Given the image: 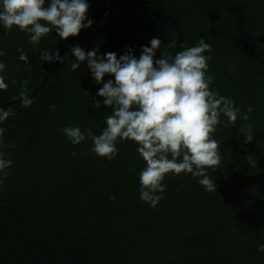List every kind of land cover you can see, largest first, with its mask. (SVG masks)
I'll list each match as a JSON object with an SVG mask.
<instances>
[{
	"label": "trees",
	"instance_id": "trees-1",
	"mask_svg": "<svg viewBox=\"0 0 264 264\" xmlns=\"http://www.w3.org/2000/svg\"><path fill=\"white\" fill-rule=\"evenodd\" d=\"M87 3L92 26L66 41L53 32L33 45L26 32L0 25L6 65L0 75L8 85L0 89V108L14 112L0 122V152L12 161L0 183V264H264V0ZM153 38L162 42L155 59L203 39L211 48L204 53L211 56L210 90L249 116L212 134L221 163L207 171L217 191H206L191 174L169 173L155 208L140 198L146 163L135 142H118L108 161L91 151V139L74 146L61 131L77 126L99 135L112 111L87 63L71 70L70 49L119 58L131 48L139 59ZM41 49H58L64 63L42 62ZM22 89L30 107L22 105ZM246 126L253 135L248 144L238 135Z\"/></svg>",
	"mask_w": 264,
	"mask_h": 264
},
{
	"label": "clouds",
	"instance_id": "clouds-1",
	"mask_svg": "<svg viewBox=\"0 0 264 264\" xmlns=\"http://www.w3.org/2000/svg\"><path fill=\"white\" fill-rule=\"evenodd\" d=\"M89 7L87 0H48L47 3L46 0H0V25L8 33L14 27L26 32L33 45H39L42 38L53 32L66 41L92 26L93 21L87 17ZM150 45L142 46L139 59L131 48L118 58L114 52L99 55L95 49L86 52L79 45L72 47L70 51L75 59L71 70L86 62L92 78L103 85L97 95L103 98V106L112 111L99 135L93 134L91 128L82 131L77 126L61 131L74 146L91 139V151L108 161L118 154V142H135L146 163L139 174L140 198L155 208L163 199L166 185L162 182L169 173L191 174L200 178L198 182L206 191H217L207 171L215 172L221 163L219 144L212 134L220 124L224 128L235 127L241 110L231 99L210 90L214 78L205 73L211 56L204 53L211 48L203 39L174 56L161 53L160 59H155V55L161 48V40L153 38ZM17 51L19 60L28 64L25 51ZM3 55L0 51V56ZM65 58L58 49L40 50L42 62L64 63ZM5 68L0 63V72ZM106 75L114 77V81L105 82ZM23 84L27 85L28 80ZM7 87L4 76L0 75V89ZM25 92L22 89L20 97L27 108L33 100ZM94 108L97 111L101 108L99 100L94 101ZM251 111L249 107L247 112ZM11 115L14 112L10 108H0V122ZM221 115L227 117L226 122L220 119ZM240 118L247 121L249 116L245 113ZM3 131L0 128V136ZM238 135L243 136L245 144L253 142L251 126L241 127ZM11 165L12 161L0 152V183L9 175L7 169ZM260 251H264V246Z\"/></svg>",
	"mask_w": 264,
	"mask_h": 264
}]
</instances>
